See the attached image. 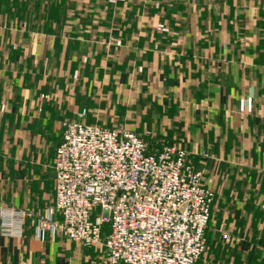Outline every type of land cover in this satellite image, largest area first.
<instances>
[{"label": "crops", "instance_id": "1", "mask_svg": "<svg viewBox=\"0 0 264 264\" xmlns=\"http://www.w3.org/2000/svg\"><path fill=\"white\" fill-rule=\"evenodd\" d=\"M71 1L63 29L0 37V208L33 215L0 264H110L33 227L66 120L183 148L215 192L199 264H264V0Z\"/></svg>", "mask_w": 264, "mask_h": 264}, {"label": "built area", "instance_id": "2", "mask_svg": "<svg viewBox=\"0 0 264 264\" xmlns=\"http://www.w3.org/2000/svg\"><path fill=\"white\" fill-rule=\"evenodd\" d=\"M54 170L53 207L33 224L40 239L60 234L110 264H198L207 252L215 192L183 148L153 154L135 132L66 120ZM32 216L1 207V233L23 237Z\"/></svg>", "mask_w": 264, "mask_h": 264}, {"label": "trees", "instance_id": "3", "mask_svg": "<svg viewBox=\"0 0 264 264\" xmlns=\"http://www.w3.org/2000/svg\"><path fill=\"white\" fill-rule=\"evenodd\" d=\"M71 9H75L71 0H0V37L3 33V38L11 39L20 31L57 32Z\"/></svg>", "mask_w": 264, "mask_h": 264}, {"label": "rangeland", "instance_id": "4", "mask_svg": "<svg viewBox=\"0 0 264 264\" xmlns=\"http://www.w3.org/2000/svg\"><path fill=\"white\" fill-rule=\"evenodd\" d=\"M85 3H86V6H88L89 1H86ZM1 36L4 37L3 33H2ZM26 36H28V35H27L25 32H23V33H20V32H14L13 35H12L13 39H12L11 41H9L8 46H9V45H14V46H18V45H20V41H21L22 37L26 40V38H27ZM3 37H2V38H3ZM1 41L4 43V40H3V39H2ZM5 41H6V38H5ZM4 44H5V43H4ZM217 237H219V235H218ZM217 241H218V240H217ZM222 242H223V243H224V242L227 243V242H226L225 240H223V239H222ZM222 245H223L222 243L219 244L220 247H222ZM223 246H224L225 248H227V245H226V244H224ZM214 247H215V246H214ZM209 250H211L210 247H208L207 252L203 255V257L201 258V260L204 259V257H205L206 255H208ZM201 260H200V261H201ZM200 261L198 262V264L200 263Z\"/></svg>", "mask_w": 264, "mask_h": 264}]
</instances>
